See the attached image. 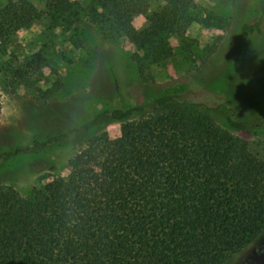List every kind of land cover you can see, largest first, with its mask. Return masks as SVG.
Here are the masks:
<instances>
[{
  "label": "trees",
  "instance_id": "obj_1",
  "mask_svg": "<svg viewBox=\"0 0 264 264\" xmlns=\"http://www.w3.org/2000/svg\"><path fill=\"white\" fill-rule=\"evenodd\" d=\"M92 4L94 22L113 17L106 37L135 49L140 76L172 56L170 38L181 42L189 25L201 22L190 13L191 0ZM46 10L67 28L80 21L66 0H47ZM263 13L258 0V21ZM40 15L27 0L8 1L0 9V42ZM139 15L144 25L135 29ZM258 21L241 30L258 33ZM22 68L26 83L40 73L32 60ZM59 89L54 80L35 97L46 100ZM217 110L192 89L163 93L0 152L1 165L55 146L78 147L64 177L27 197L0 186V264H228L264 233V113L243 120L225 108L223 128ZM114 122L119 134L109 138L105 129Z\"/></svg>",
  "mask_w": 264,
  "mask_h": 264
},
{
  "label": "rangeland",
  "instance_id": "obj_2",
  "mask_svg": "<svg viewBox=\"0 0 264 264\" xmlns=\"http://www.w3.org/2000/svg\"><path fill=\"white\" fill-rule=\"evenodd\" d=\"M8 1L16 0H0V9ZM27 1L40 18L0 42V152L58 134L98 110L184 89L196 91L206 106H217L216 121L223 128L225 108L243 120L264 113V13L258 21V0H191L190 13L201 22L191 23L181 42L170 38L172 56L141 76L135 49L123 38L106 37L111 14H103L101 23L90 18L92 0H66L80 16L72 28L49 16L47 0ZM256 21L258 33L241 30ZM143 25L142 16L133 18L135 29ZM29 60L39 64L40 73L26 83L22 66ZM54 80L60 83L57 92L46 100L35 97L36 89ZM105 131L117 137L119 123ZM77 150L55 146L10 158L0 165V186L27 197L34 187L64 177ZM228 264H264V233Z\"/></svg>",
  "mask_w": 264,
  "mask_h": 264
}]
</instances>
